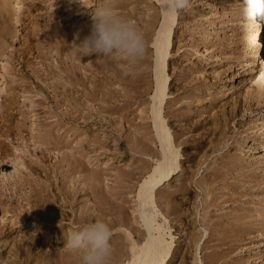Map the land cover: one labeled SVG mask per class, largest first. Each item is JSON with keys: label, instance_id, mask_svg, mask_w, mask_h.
Returning a JSON list of instances; mask_svg holds the SVG:
<instances>
[{"label": "rangeland", "instance_id": "rangeland-1", "mask_svg": "<svg viewBox=\"0 0 264 264\" xmlns=\"http://www.w3.org/2000/svg\"><path fill=\"white\" fill-rule=\"evenodd\" d=\"M8 1H4L7 5L0 1L5 6L4 10L0 6V148L7 155L24 157L32 150L31 136L59 131L62 149L45 151L43 164L53 167L60 153L72 154L81 161V173L69 175L64 188L60 176L51 178L47 186L43 182L34 185L44 198L24 199L23 194L32 189L7 186L13 168L0 169V264L76 261L79 254L65 247V237L80 226L77 213L100 201L114 206L111 211L104 206L100 210L110 212L104 214L113 230V247L124 246L126 254L128 239L134 238L131 232L142 229L136 211L138 184L154 165L150 158L154 152L145 145L158 150L148 111L155 89L152 41L161 21L158 3L112 0L147 42L139 74L126 77L122 74L127 65L95 55L81 58L74 50L77 33L81 39L89 33L91 12L103 0ZM235 2L191 0V6L177 16L166 67L168 95L174 101L164 108V118L172 134L179 136L181 171L161 189L165 195L156 196L163 211H173L174 205L181 213L180 223L173 215L169 217L175 240L169 264L207 263L204 252L209 256L218 249V256L229 255L218 264H264V158H260L264 98L254 97L248 89L250 75L244 74L243 63L252 58L256 68L252 55L256 43L251 36L255 27L236 19L231 11ZM250 143L253 148L245 151ZM2 154L0 163H7L9 159L2 160ZM90 171L100 176L95 197L80 182ZM197 179L209 183L204 182L203 189ZM181 181L190 190L166 198ZM71 188H76L73 196L62 199V192ZM33 204L41 209L39 215L32 214ZM10 216H16L22 225L9 227ZM205 244L222 247L217 246L216 251Z\"/></svg>", "mask_w": 264, "mask_h": 264}, {"label": "bare ground", "instance_id": "bare-ground-1", "mask_svg": "<svg viewBox=\"0 0 264 264\" xmlns=\"http://www.w3.org/2000/svg\"><path fill=\"white\" fill-rule=\"evenodd\" d=\"M0 1L2 3L5 0H3V1L0 0ZM6 1L9 2L8 0H6ZM156 1L158 3V0H156ZM1 3H0V6H2V9H3V6L7 5V4H5V2H4V5H1ZM4 9H5V6H4ZM0 11L2 12V10H0ZM1 12H0V17L2 15ZM160 17H161L160 18L161 21H160L159 27H157L158 29H157L156 34H155V36L153 38V41H152V45H153V48H154V57H155L154 61H153L154 62L153 63L154 64V74L153 75H154V82H155L154 88L155 89L153 90L154 91L153 94L150 96V103H149L150 105L149 106L147 105L149 107L148 111H149V115H150V118H151V124H152L151 128H152V131L154 133V136H153L154 137V143L157 144L158 150L155 149V148H154L155 149L154 150L153 148L149 147V145L148 146L145 145V149L148 147V149H150L149 151L152 150L154 152L153 156L150 157L154 161V165L151 168V170L147 174H145V176L143 177L141 182L138 184V189H137V192H136L137 218L139 220L138 222L142 226V229L141 230H138V229H135V228H134L135 230L132 229L133 232H131V233L133 234L134 238H130V240L128 239V237H130V236H128L126 238V239H128V241H130V242L127 241L128 245L126 244L127 246H125V247H128V252L126 251V254H128V255L125 254V251L122 248L124 246H122L120 248L117 247V246H116V248L113 247L115 250L113 249L114 251H113V256L111 258L110 264H169V261L173 257V251L174 250H173L172 245H173V242L175 240L172 241V234H170L171 233V230H170L171 229V225H169V223H170L169 221L172 220V219L175 220V221H178L179 217L181 216L180 215L181 213H180V211L178 213V209L177 210L173 209V208H175V206L172 205L174 202H171L173 198H171V201H170V203H172L171 205L173 206V208H171L173 211L167 212L168 210H170L168 208H166L168 210L165 209V211H163L161 209V207H159L160 204L158 203L159 201L157 202V200H156L157 197L156 196H157V194L163 195L164 193L163 194L161 193V192H163V191H161V189L164 186H169L171 184V182L175 179L176 174H178L179 171H181V167H180V163L181 162L179 161L180 160V150H179L180 142L178 141V137L179 136H176L177 134H172L173 132L170 131V129H169L170 127L167 126L168 123L165 122V118H164V112H165L164 108L166 107V105L173 104V101H174L168 95L169 94L168 86L170 84L168 85V83H167L168 77L166 75V73H167L166 72V67L168 66L167 63L169 61L168 59H170L169 57L171 55V50H173V44H174L173 43V36H174V33H175L174 29H175L176 24H177V16H166L160 10ZM248 22L251 25H254V27H255L252 30V32H251V34H252L251 36H252L253 41H255V43H256V46L254 47V52L252 53V55L254 56L255 61H256L255 62L256 63V68L253 66L254 64H252L253 63V59L252 58H250L251 60H247L246 59L247 61L244 60L245 62L243 63V68H244V71H245L244 74L250 75L249 82H248L250 84V88H248V89H250L251 94H254V97L256 96L257 98H261L262 99V98H264V24H262V20L259 19V17L256 18V21H248ZM232 51H234V49ZM241 63H242V61H241ZM247 81H248V78H247ZM192 92H194V91H192ZM192 92H190V93H192ZM0 94H1V92H0ZM251 94H250V96H252ZM189 96L191 97L193 95H189ZM174 106H176V105L174 104ZM170 108H171V106H170ZM170 108H168V109H170ZM214 116H216V115H214ZM218 116L220 117V115H218ZM225 123H226V121H225ZM219 124H217V125H219ZM59 127H61V126H59ZM2 129H3V127H2ZM58 130H60V129H58ZM58 130H56V131H58ZM172 130H174V129H172ZM58 132L55 133V134L53 132H47L44 136H37L35 138L33 137L35 135L31 136V138H30L31 140L30 139L29 140H30V142H33V147H32V150L30 152L28 150L29 153H27L26 156L23 155L24 157L7 155L6 153H4L2 148H0L1 154L3 152L1 159L2 160L9 159V161H7V163H6V161L0 163V169L6 170L7 168H9L11 166L13 168L12 171L8 175V179H10L12 182H8L7 186H13L14 185V186H16L17 190H20L22 186L24 187V185H28L30 190L32 189L28 194L27 193L23 194L24 199H31V198L32 199L33 198L34 199H42V198H44L45 194L41 195L40 193H38L39 190H38V192H36L35 189H34L36 186L34 187V185H38L41 182H43V184L45 185V183H49L50 182L51 178H53V177L57 178V177L60 176L61 178L59 180H60V183H62L60 185H62V187H63V185L67 182L66 179L69 178V175H71V174L74 175L75 171L76 172H80V170H78V168L81 167V161H79L78 158L74 157L72 154L66 155L64 153H60V158L58 159V161H56V164H54L53 167H49L48 165H44L43 164V158L46 155L45 151H47V153H50L51 151L56 149L59 152L62 149L61 148L62 147L61 146L62 145V142H61L62 139L59 140L60 139V136H59L60 134ZM174 133H176V132H174ZM16 138H18V137H16ZM16 138H14L13 141ZM19 139H21V138H19ZM29 140H28V142H29ZM180 141H182V140H180ZM183 142H185V141H183ZM151 143H153V142H151ZM183 144H181V145H183ZM2 146H3V143L0 142V147H2ZM59 146H61V147H59ZM247 147H249V148H246V149L243 148V149L245 151H249L250 148H253V143H250ZM148 149H146V150L148 151ZM25 150H27V149H25ZM37 153H39V156H38ZM155 155H156V157H155ZM260 158H264V151H262V154H261ZM50 173H51V176H50ZM37 174L39 176H35ZM33 176H35L36 178H33ZM71 180L72 179H70V181ZM192 180H193V178H192ZM197 180H196V182H197ZM70 181H69V183H71ZM80 182H83V183H81V185L84 184V187L86 186L87 190L89 189L90 193L91 194L93 193L92 195H93V197H95V193L97 191V183L100 182L99 174L96 173V172H92V171H90L89 174L86 172V175L83 176V178H82V180ZM202 182H201V179H200V181L198 180L197 184L202 186L203 184H205L204 182L209 183L206 180H202ZM178 183H180V184H178V186L176 185L177 187L175 186L176 187L175 190L172 189L173 190L172 192L171 191L167 192L166 198L170 197V196L171 197L172 196H176L177 193H181V192L186 191V190L189 189V187H188V185L186 183H184L182 181L178 182ZM191 183H195V182L192 181ZM197 184H196V186H197ZM66 185H65V187H66ZM207 185H209V184H207ZM45 186H47V185H45ZM36 189H38V188H36ZM71 189L72 190L70 192H68V191L65 192V190H64V192H62V195H63L62 199L66 200V197H68L69 195L71 196V194H73L75 192V190H76V188H75V190H74V188H71ZM80 189H83V188L80 187ZM203 189H204V187H203ZM203 189H202V192L205 194L206 192H204L205 190H203ZM207 190L209 191V189H207ZM33 191H34V193H32ZM208 191H207V193H208V195H210ZM203 197H204V195H203ZM163 198H161V199H163ZM204 198L206 199V197H204ZM45 199H46V197H45ZM58 200L59 199H57V202H58ZM164 201H166V199ZM167 201H168V199H167ZM39 202H38V204H39ZM48 202H51V201H48ZM53 202H55V201H53ZM66 202L67 201H65V203ZM177 203H178V201H177ZM195 203H194V205H196ZM204 203H205V201H204ZM33 206H34V204L32 205V207ZM36 206L37 205H35L33 207V209H32L33 213L32 214L39 215L38 212L41 209L37 208L38 206L37 207ZM101 206H102V208L104 206V208H106L108 211H111L112 208L114 207V206L113 207L111 206V203L109 201L96 202V203H94L92 208L90 207L91 209L89 208V210L87 209V211H85V210L82 211L81 210L79 214L77 213L75 220L80 225L84 224L85 222L93 221L94 219H102L103 221H105L107 223V220L105 219V216H106L105 214L106 213L110 214V212H106V213L104 212L105 213L104 214L103 211H101L102 209L100 210ZM166 206H167V204H166ZM196 208H192V209H196ZM90 210H92V211H90ZM182 212H183V210H182ZM44 213H45V211H44ZM193 213L195 214V212H193ZM111 214H113V211L111 212ZM172 215L174 217L169 220V217L170 216L172 217ZM205 215H204V218H205ZM201 218L203 219V216ZM178 222H176V223L179 224L180 222L179 223ZM188 222H189L188 225H190V220ZM199 222H200V224L202 223L201 220ZM203 222L205 223L206 221H203ZM8 225H9V227H13L14 228V227L20 226L22 224H21V221L19 219H17L16 216H10V217H8ZM173 226L174 225H172V227ZM178 226H180V225H178ZM182 227H183V225H182ZM206 227H207V224H206ZM12 229L9 232H11ZM183 229L184 228H181V230H183ZM205 231H207V230H205ZM184 233H186V232H184ZM129 235H130V233H129ZM223 235H225V234H223ZM208 236H210V235H208ZM117 238H118V236H117ZM217 240H219V239H217ZM222 240H221V242H222ZM194 241L195 240L193 238V242ZM211 242H213V241H210V243ZM214 242H215V239H214ZM194 243H197V241L194 242ZM188 244H189V246L191 245L190 243H188ZM194 245H193V248H194ZM215 245H216V243H215ZM205 246H206V244H205ZM205 246H203V250H204ZM208 246H210V245H208ZM211 246H210V248H212ZM217 246H218V244H217ZM219 246L217 248H219ZM216 247L214 248V246H213L212 249L216 250ZM220 247H222V246H220ZM207 248H209V247H207ZM204 251H206V250H204ZM209 252H211V251H209ZM217 252H219V249H218ZM217 252H215L213 250V252H211V254L209 253L210 254L209 256H206L207 253L204 252L205 256H202V257H205L206 259L209 258V260L207 259L208 261L205 260L207 263H205V262L204 263L205 264H218L219 259H221L226 254H228L227 252L224 251L225 252L224 256H222L223 254L221 255V253H219L221 256H218ZM220 252H221V250H220ZM58 253L60 254V251ZM54 254H53V256H54ZM56 254H55V256H56ZM70 254H72V253H70ZM229 254H230V252H229ZM124 255H126V257H128L125 262H123V260H122L123 259L122 257ZM194 256H196V254ZM226 256H229V255H226ZM75 257H77V256H75ZM78 257H79V255H78ZM63 258H64V256H63ZM224 258H222V260ZM225 259H227V258H225ZM203 260H204V258L202 259V261ZM222 260L220 262H222ZM69 261H68V263H69ZM202 261H199V262H202ZM72 262H74V264L75 263L79 264V258L76 259V261H72ZM72 262H71V264H72ZM65 264H67V263H65Z\"/></svg>", "mask_w": 264, "mask_h": 264}, {"label": "clouds", "instance_id": "clouds-1", "mask_svg": "<svg viewBox=\"0 0 264 264\" xmlns=\"http://www.w3.org/2000/svg\"><path fill=\"white\" fill-rule=\"evenodd\" d=\"M191 6V0H158L166 16H179ZM241 21L264 20V0H236L231 7ZM74 50L82 58L95 55L123 63L128 68L124 76L138 75L147 51L144 34L118 11L112 0H103L91 12L89 33L76 35ZM65 247L79 254V264H110L113 256V230L102 219L85 222L65 237Z\"/></svg>", "mask_w": 264, "mask_h": 264}]
</instances>
